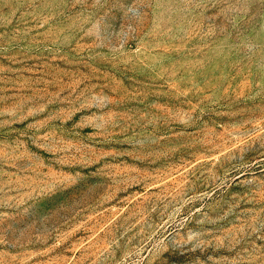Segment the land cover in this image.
<instances>
[{
  "label": "rangeland",
  "instance_id": "1",
  "mask_svg": "<svg viewBox=\"0 0 264 264\" xmlns=\"http://www.w3.org/2000/svg\"><path fill=\"white\" fill-rule=\"evenodd\" d=\"M0 264H264V0H0Z\"/></svg>",
  "mask_w": 264,
  "mask_h": 264
}]
</instances>
